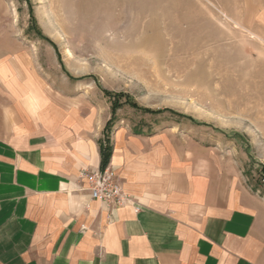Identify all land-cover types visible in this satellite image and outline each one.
Segmentation results:
<instances>
[{
  "label": "crops",
  "instance_id": "1",
  "mask_svg": "<svg viewBox=\"0 0 264 264\" xmlns=\"http://www.w3.org/2000/svg\"><path fill=\"white\" fill-rule=\"evenodd\" d=\"M6 78L0 264H264L263 189L238 161L117 128L106 168L132 203L111 212L82 177L100 170L108 109L49 92L25 71Z\"/></svg>",
  "mask_w": 264,
  "mask_h": 264
},
{
  "label": "rangeland",
  "instance_id": "2",
  "mask_svg": "<svg viewBox=\"0 0 264 264\" xmlns=\"http://www.w3.org/2000/svg\"><path fill=\"white\" fill-rule=\"evenodd\" d=\"M263 4L0 0V101L8 71L28 72L108 109L110 136L169 133L175 145L218 149L264 193ZM106 94L129 104L112 114Z\"/></svg>",
  "mask_w": 264,
  "mask_h": 264
},
{
  "label": "built area",
  "instance_id": "3",
  "mask_svg": "<svg viewBox=\"0 0 264 264\" xmlns=\"http://www.w3.org/2000/svg\"><path fill=\"white\" fill-rule=\"evenodd\" d=\"M82 177L86 179L88 183L90 198L105 204L110 208L111 212L132 203V198L123 192L114 172L110 169L105 168L102 171H85ZM261 182L262 185H264V178ZM134 211L138 212V207H134Z\"/></svg>",
  "mask_w": 264,
  "mask_h": 264
},
{
  "label": "trees",
  "instance_id": "4",
  "mask_svg": "<svg viewBox=\"0 0 264 264\" xmlns=\"http://www.w3.org/2000/svg\"><path fill=\"white\" fill-rule=\"evenodd\" d=\"M106 97L109 98L111 102V111L112 114L115 113L116 109L119 108L122 104H129L128 99L123 98L121 95L119 96H110L106 94ZM110 123L111 121L107 122L104 127V133L102 139L99 141V155H100V170H104L110 161L112 155V146L110 142ZM264 178V176H262Z\"/></svg>",
  "mask_w": 264,
  "mask_h": 264
}]
</instances>
